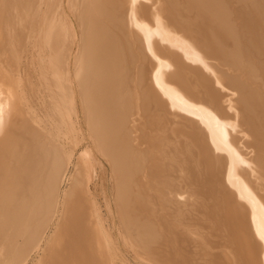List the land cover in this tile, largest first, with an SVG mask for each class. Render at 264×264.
Listing matches in <instances>:
<instances>
[{
	"label": "bare ground",
	"instance_id": "6f19581e",
	"mask_svg": "<svg viewBox=\"0 0 264 264\" xmlns=\"http://www.w3.org/2000/svg\"><path fill=\"white\" fill-rule=\"evenodd\" d=\"M42 1L0 0V264H111L78 171L92 152L67 177L76 151L62 141L83 126L140 252L158 264H260L259 245L264 264V195L248 182L264 172V0H157L151 17L138 7L151 0H65L57 20V2ZM36 55L35 76L20 75ZM163 118L170 126L155 125Z\"/></svg>",
	"mask_w": 264,
	"mask_h": 264
},
{
	"label": "rangeland",
	"instance_id": "374dc122",
	"mask_svg": "<svg viewBox=\"0 0 264 264\" xmlns=\"http://www.w3.org/2000/svg\"><path fill=\"white\" fill-rule=\"evenodd\" d=\"M44 1H47L48 3L50 2V4H51V2H57V3H52L51 5H53V8L54 7H56V6H58V7H56L57 9L60 7V8H62L60 11H61V14H63L62 12H63V9H64V6L66 5V1L65 0H60L59 2H58V0H50V1H48V0H44ZM70 1H72V0H70ZM75 1V0H74ZM74 1H72L73 3H74ZM77 1V0H76ZM124 1V0H123ZM157 0H154V1H152L151 0V2H145L146 4H148V5H150L149 7H148V5H146V6H144L145 5V3L143 2V3H140V5H143L142 7L141 6H138V7H140V8H143L144 9V11H147L148 9L147 8H151L152 9V11H151V9L150 10H148L146 13H148V12H150V13H148V16L149 17H151L150 15H151V13L154 11V8H152L153 7V5H154V2H156ZM159 1H161V0H159ZM163 1V0H162ZM161 1V2H162ZM47 2H43L42 1V3H43V5H42V7L45 5V7H47L49 10H50V8H51V5H48V3ZM62 2H63V4H62ZM153 2V3H152ZM158 2V1H157ZM161 2H159L160 4H161ZM45 3H47V4H45ZM153 5H152V4ZM158 3V4H159ZM58 4V5H57ZM124 9L126 8V6H127V3H126V0L124 1ZM152 6V7H151ZM216 6V5H215ZM50 7V8H49ZM145 7H147V8H145ZM44 8V7H43ZM52 8V9H53ZM56 8H54V10L56 9ZM140 8H139V10H140ZM57 9L55 10V12H54V10L52 11V10H50L49 11V17L50 18H53V16H52V14L55 16V18H56V20L58 19V17L60 18V16L62 17V15L60 14V16H58L59 15V9H58V11H57ZM147 9V10H146ZM71 10H73V9H71ZM71 10H69L70 11V13L71 14H69V11H68V15H70L69 17H70V19L74 22V24H75V21H76V19L74 18V17H76L75 15H73V14H75V13H73V11H71ZM75 12V11H74ZM56 13H58V14H56ZM150 14V15H149ZM71 15H73V16H71ZM142 15H144V14H142ZM52 16V17H51ZM146 17V16H145ZM148 17V18H149ZM73 18V19H72ZM150 19V18H149ZM65 23V22H64ZM161 24L164 26V25H166V21L164 20V21H162L161 22ZM161 25V26H162ZM168 26V25H167ZM165 28H167V30H168V28H169V30L171 29L170 27H172V26H170V27H166V26H164ZM75 29H76V25H75ZM78 29V28H77ZM77 29H76V33L78 34V31H77ZM176 28L175 27H172V30H174V31H171V32H173V33H175V32H178L179 30H175ZM179 33V32H178ZM183 34V33H182ZM182 34H181V36H182ZM179 36H180V33L178 34ZM71 36V35H70ZM69 36V37H70ZM68 37V38H69ZM187 37H189V36H187ZM71 38V37H70ZM190 38V37H189ZM79 40H80V38H78ZM67 41H70V40H68L67 39ZM79 42V41H78ZM180 54H181V52H179ZM133 54H136L134 51H133ZM215 54V53H214ZM210 55V54H209ZM211 55H212V53H211ZM135 56V55H134ZM181 56H182V54H181ZM215 56V55H214ZM25 57H27V56H25ZM24 57V63L23 62H21L22 63V66H23V64L25 65L24 67H22V66H20V68L21 69H19V74L20 75H23V72H25V71H28V73H32V74H34L35 72H34V70H32V69H35L34 67H36V66H38L39 65V63H40V60H38V59H40L41 58V60L44 58V56L43 55H41V56H38V59H36V57H37V55L36 56H32V58H30V59H28L29 57H30V55H29V57L27 58V61L28 62H26V58ZM213 57V55L211 56V58ZM182 58L184 59V61H183V59H181L182 61H181V64L182 63H184V64H186V65H184V66H187V63L185 62V61H188V62H190V63H192L191 62V60H186V57L183 55L182 56ZM216 58V57H215ZM31 60V61H30ZM211 60H213V59H211ZM215 61H216V59H214ZM23 61V60H22ZM37 61H38V63H37ZM209 61V62H208ZM213 62V61H210L209 59H207V64L209 63L210 65H209V67H206V66H208V65H206L205 67H202V69H204L203 71L205 72V73H201L202 74V76H206V73L208 74L206 77L208 78V79H211L210 81L212 82L213 80L212 79H215L216 80V62ZM25 62H26V64H25ZM33 64L32 65V67H31V63ZM37 63V64H36ZM190 63H188V64H190ZM206 63V62H205ZM212 63V64H211ZM215 63V64H214ZM28 64V65H27ZM180 64V66L181 67H179V69L181 68L182 69V67H183V65H181ZM200 64H202V63H200ZM199 64V65H200ZM30 65V66H29ZM137 65V64H136ZM192 65V64H191ZM212 65H215L214 67H213V69H214V71H211L212 69V67L210 68V66H212ZM30 67V68H29ZM192 68L193 66H190V65H188L186 68L185 67H183V68H185V70H187L188 71V73H187V75L186 76H188L189 78H190V75L192 74L191 73V69L190 68ZM25 68V69H24ZM32 68V69H31ZM194 68L195 67H193L192 69H193V72L195 73V70H196V68H195V70H194ZM206 68L208 69V70H206ZM226 67H222V69H224V70H226L225 69ZM23 69H24V71H23ZM31 69V70H30ZM189 69V70H188ZM211 69V70H210ZM227 69H229V67L227 66ZM184 70V69H183ZM183 70H180L181 71V73H183ZM185 70H184V72H185ZM239 70V69H238ZM236 71V74H238V73H240L239 71ZM190 71V72H189ZM210 72V73H208V72ZM228 71V70H227ZM226 71V72H227ZM230 71V70H229ZM41 72V71H40ZM43 72V74H44V71H42ZM213 72V73H212ZM238 72V73H237ZM191 73V74H190ZM194 73H193V75H194ZM40 74H42V73H40ZM185 74H186V72H185ZM209 74H210V76H209ZM214 74V75H213ZM184 75V73L183 74H181L179 77L180 78H176L175 77V79L173 78V82L176 84H181L182 82H186V80L187 81H189V80H191V78L192 79H194L195 78V76L193 77L192 75H191V78L190 79H188L185 75V77H186V80L184 79L185 77L183 76ZM212 75V76H211ZM33 76H35V74L33 75ZM204 76V77H205ZM213 77V78H212ZM207 78H206V80H207ZM169 80H171L170 78H168ZM196 79H194V82H196V84H197V81H195ZM213 81V82H216V81ZM126 81H127V79H126ZM193 81V80H192ZM207 81H209V80H207ZM191 82V81H190ZM213 82L212 83H209V82H207V83H209V85H210V87L211 86H214V87H212V88H215V89H213L214 91H216V85H214L213 84ZM176 84V85H177ZM191 84V83H190ZM193 85H196V84H194V83H192ZM191 84V85H192ZM199 84L201 85V83L199 82ZM216 84V83H215ZM200 85H198L197 84V86H200ZM201 87V86H200ZM222 87V86H221ZM222 88H224V87H222ZM201 89V88H200ZM199 89V90H200ZM43 90V89H42ZM43 94V93H42ZM43 96H44V94H43ZM67 107V106H66ZM68 109H69V107H67ZM66 108V109H67ZM65 108L64 109H62L63 110V113L64 114H66V115H68V116H70L71 114H72V110L70 111V110H66ZM137 110V109H136ZM38 112V111H37ZM39 118H40V123L42 124V125H44V126H46V124L47 125H49L50 124V122H51V119H52V116H50V115H48V113H47V111L46 112H41V114H40V110H39ZM47 114L48 116H46L45 114ZM137 112H135V110H134V115H135V117L134 118H136V116H137V114H136ZM45 116H44V115ZM161 114V113H160ZM164 114V113H163ZM168 113H166V114H164L163 115V117L164 116H168L167 115ZM41 115H43L42 117H41ZM63 115V114H62ZM65 115V117L66 118H68L67 116ZM158 116V115H157ZM162 116V115H161ZM47 117V118H46ZM48 117H49V119H48ZM64 117V116H63ZM62 117V119L61 120H65L64 118ZM42 118V119H41ZM44 118H46V119H44ZM139 117L137 116V119H138ZM165 118V117H164ZM163 118V119H164ZM167 118H171L172 119V117H170V115L167 117ZM167 118L166 119H164L165 120V122L163 121V122H155V125L157 124V125H160V127L162 126L163 127V125H164V123H166L167 122ZM163 119H161L160 121H162ZM168 119V120H169ZM42 120V121H41ZM43 120H44V124H43ZM157 120H158V118H157ZM169 122V121H168ZM158 123H160V124H158ZM163 123V124H162ZM167 124V123H166ZM169 124V123H168ZM167 124V125H168ZM156 125V126H157ZM166 126V125H165ZM168 126H170V125H168ZM159 127V126H158ZM246 129L247 127L246 126H244V127H242V129ZM84 129V130H83ZM155 130H152L151 129V131H152V133L151 132H149V138H150V136H161V132H159L158 131V129H156V128H154ZM166 131H167V129H165ZM165 130H163V131H165ZM162 131V132H163ZM165 131V132H166ZM159 133V135H158V133ZM81 133H83V135H81ZM88 133V131L85 129V126H83V128H82V132H80L79 133V135H78V138H74L73 139V141H71V143L73 142H75L74 144H76L77 145V147H76V145H75V147H74V145H72L71 143H69L70 141H68V140H72V139H70L69 137H67L68 138V140H67V138L65 139V141L63 140H61L62 142H63V144L65 143V146L68 144V150H72L73 148V152H75V153H73L72 155H74L73 157V161H72V163H71V165L69 166V171H68V175H67V177H69L70 175H72L73 174V172L74 171H76V165H77V158L80 156V155H88L89 154V152H92V155H91V153L89 154L90 156V158H88V156H84V158H85V160H84V164H83V168L84 169H82V164H79V168L81 169V172H80V169L78 168V171H79V175H81V176H83L84 178H85V175L88 177V180H89V182H88V186H87V188H88V190H89V192L92 194H90L91 196H90V200L92 201V199L91 198H93V201H92V203H95L96 205H94V206H96V209H97V211H98V213L101 215V218H102V226H103V229H104V232L103 233H106V234H104V236H106V237H108V238H110V243L108 244V242H106V245H108V246H110V248H107L108 246H106V249H107V253L109 252V250H111L112 251V253H111V251L109 252L110 254H112L111 256L112 257H110V255H108L107 254V256L108 257H110V258H108L109 260V263H111V264H158L157 262H155V261H153L150 257H148V255L146 256L145 254H143L142 252H140V250H138V248L134 245V244H132L131 242H132V240H129V238H128V236H130V235H132V234H134L135 235V231L133 230V232H132V229H130L131 230V232L132 233H130V234H128V232L130 231H127L126 232V230L127 229H124V227H123V225H122V223L120 222L121 220H120V218H119V215L116 213L117 212V210H116V206H115V199L114 198H116L115 196H116V190H115V179H114V177L112 176V174H111V172H110V168H109V166H108V163H107V161L105 162V160H104V158H102V156L100 157L96 152V149L93 147V146H91L93 143L91 142V137H90V135H89V133ZM156 134V135H155ZM81 135V136H80ZM145 135H148V131H147V133H145ZM80 136V137H79ZM83 137V138H82ZM157 137V138H158ZM82 138V139H81ZM91 140H90V139ZM75 139H77V140H75ZM244 139V138H243ZM83 140H85L84 142H83V144L81 143ZM79 143H78V142ZM245 141V140H244ZM248 142V141H247ZM67 143V144H66ZM86 143V144H85ZM145 144V143H144ZM81 145V146H80ZM83 145V146H82ZM88 145H89V147H88ZM71 146V147H70ZM81 148H80V147ZM144 146H146V144L144 145ZM79 147V148H78ZM87 147V148H86ZM83 148H85L86 149V151H88L87 153L88 154H85L86 153V151H84L83 150ZM91 148V149H90ZM243 148V147H242ZM76 149V150H75ZM81 149V150H80ZM79 150V151H78ZM91 150V151H90ZM95 150V151H94ZM244 150H245V148H244ZM243 149H239V151H241V153L243 154L245 151H244ZM249 150H250V148H249ZM251 150H252V148H251ZM254 150V152H256V150L258 151L259 149L258 148H254L253 149ZM264 150V149H263ZM263 150L261 151V152H263ZM71 151V152H72ZM80 151H81V153H80ZM70 152V153H71ZM247 152H249V151H247ZM79 153V154H78ZM83 153V154H82ZM240 153V152H239ZM246 153V152H245ZM250 153V152H249ZM248 153V154H249ZM262 154H264V152L263 153H261V156L260 157H263V155ZM79 155V156H78ZM78 156V157H77ZM93 156V157H92ZM249 157H251V156H253V154L250 156V155H248ZM95 157V158H94ZM246 157V156H245ZM253 158V157H252ZM262 160L260 161V162H264V158H261ZM260 160V159H259ZM88 161V162H87ZM101 163V164H100ZM76 164V165H75ZM263 164V165H262ZM260 163V165H262V166H264V163ZM90 165V166H89ZM260 165H257V166H260ZM262 166H261V168H262ZM157 167V166H156ZM88 168V169H87ZM258 168L259 167H256V169L258 170ZM92 169V170H91ZM157 169H159V167H157ZM260 169V168H259ZM263 169V168H262ZM83 170H85V171H83ZM91 170V171H90ZM263 171V170H262ZM254 172V171H253ZM256 172V171H255ZM260 172V171H259ZM82 173H86L85 175H83ZM263 173V175H264V172H262ZM262 173H260V176L259 175H256L257 174V172L255 173V175H254V173L252 174L253 175V178L251 177L252 175H251V173L249 172V176L248 177H250V178H248V182L249 183H251L252 185H250V186H252V188L254 187L255 188V185H257L256 186V188L254 189L253 188V190H254V192H255V194L257 193V195H259L260 194V196L262 197L264 194H262L261 192L259 193V191H262V190H264V188L263 189H261L262 188V186L261 185H263L262 183L259 185V187H258V184H257V179H258V182H259V180L261 179V174ZM70 174V175H69ZM91 174V175H90ZM94 175V176H93ZM80 176V177H81ZM258 177V178H256L255 179V177ZM80 177H77L78 179V182L79 183H81L82 181V179H84V178H80ZM263 178V177H262ZM251 181H250V180ZM86 180V179H85ZM91 180V181H90ZM252 180H256L255 181V185H254V182H252ZM81 181V182H80ZM262 180H260V182H261ZM84 182H86V181H84ZM84 182H82L81 184L84 186L85 185V183ZM259 182V183H260ZM263 182V181H262ZM67 183V184H66ZM68 183H69V181H68V178H66L65 180H64V182H63V185H62V189H66L67 187H68ZM91 184V185H90ZM260 186H261V188H260ZM261 190H260V189ZM258 189V191L256 192V190ZM93 196V197H92ZM109 198V199H108ZM108 202V203H107ZM106 204H107V206H106ZM109 208V209H108ZM100 210V211H99ZM169 211V210H168ZM168 211H166V212H163V213H167ZM110 213V214H109ZM104 220V221H103ZM173 221H175V220H173ZM105 225V226H104ZM107 231H106V230ZM128 234V235H127ZM134 235H132L133 237H134ZM108 238H107V241H108ZM218 238V237H217ZM127 240V241H126ZM238 240V238H236V241ZM129 241V242H128ZM220 241V239L217 241V239H216V245L217 244H219L218 242ZM112 244V245H111ZM130 244V245H129ZM254 244L256 245V244H258L257 242L255 243V240H254ZM114 246V247H113ZM219 245H217L216 246V250L218 249L217 247H218ZM224 246V245H223ZM136 247V248H135ZM255 247H257V248H259V250H257L258 252H259V261H260V264H261V254H262V247L261 246H259V245H257V246H255ZM113 248V249H112ZM134 248H135V250H134ZM220 248V247H219ZM256 248V249H257ZM109 249V250H108ZM114 250V251H113ZM142 250V249H141ZM116 251V252H115ZM261 251V252H260ZM115 253V254H114ZM227 253H229V252H227ZM231 255H232V253H230ZM140 255V256H139ZM227 255V254H226ZM230 255V256H231ZM228 258H229V255L227 256ZM231 258V257H230ZM111 259V260H110ZM113 261V262H112ZM115 261V262H114ZM153 261V262H152Z\"/></svg>",
	"mask_w": 264,
	"mask_h": 264
}]
</instances>
